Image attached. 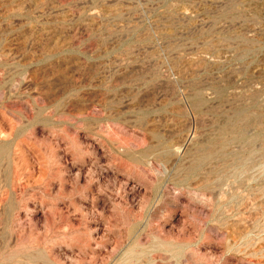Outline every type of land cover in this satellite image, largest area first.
Instances as JSON below:
<instances>
[{
  "label": "rangeland",
  "instance_id": "1",
  "mask_svg": "<svg viewBox=\"0 0 264 264\" xmlns=\"http://www.w3.org/2000/svg\"><path fill=\"white\" fill-rule=\"evenodd\" d=\"M0 264H264V0H0Z\"/></svg>",
  "mask_w": 264,
  "mask_h": 264
}]
</instances>
